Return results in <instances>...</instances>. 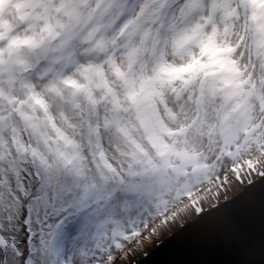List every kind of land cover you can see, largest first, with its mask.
I'll return each mask as SVG.
<instances>
[{
    "label": "snow or ice",
    "instance_id": "snow-or-ice-1",
    "mask_svg": "<svg viewBox=\"0 0 264 264\" xmlns=\"http://www.w3.org/2000/svg\"><path fill=\"white\" fill-rule=\"evenodd\" d=\"M189 210L200 264H264V0H0V264H125Z\"/></svg>",
    "mask_w": 264,
    "mask_h": 264
},
{
    "label": "water",
    "instance_id": "water-1",
    "mask_svg": "<svg viewBox=\"0 0 264 264\" xmlns=\"http://www.w3.org/2000/svg\"><path fill=\"white\" fill-rule=\"evenodd\" d=\"M243 193L244 191L228 202H241ZM209 211L214 212V209ZM215 227V215L204 220H201L198 216L196 220L186 224L178 232L159 244L138 264H200L204 260L216 259L218 257L206 252L198 243L200 237L215 230Z\"/></svg>",
    "mask_w": 264,
    "mask_h": 264
},
{
    "label": "rangeland",
    "instance_id": "rangeland-1",
    "mask_svg": "<svg viewBox=\"0 0 264 264\" xmlns=\"http://www.w3.org/2000/svg\"><path fill=\"white\" fill-rule=\"evenodd\" d=\"M244 190L242 188L233 187L231 191H229L226 196H222L220 201L221 205L225 203V201H229L234 199L239 194H241ZM211 209L206 208V211ZM199 215H194L191 210H189L186 214L181 215L176 219L174 223L170 222L167 227L159 228L156 234L152 233L151 227L144 233V239L139 245H133L131 249H129L127 258L125 260V264H138L145 256L151 253L159 244L165 241L167 238L172 236L174 233L178 232L183 226L196 220ZM180 221V223H178ZM158 223V221H157Z\"/></svg>",
    "mask_w": 264,
    "mask_h": 264
},
{
    "label": "clouds",
    "instance_id": "clouds-1",
    "mask_svg": "<svg viewBox=\"0 0 264 264\" xmlns=\"http://www.w3.org/2000/svg\"><path fill=\"white\" fill-rule=\"evenodd\" d=\"M178 223H180V221H178Z\"/></svg>",
    "mask_w": 264,
    "mask_h": 264
}]
</instances>
